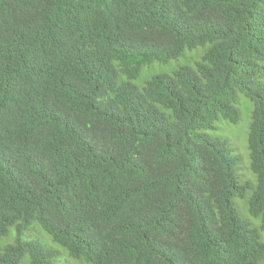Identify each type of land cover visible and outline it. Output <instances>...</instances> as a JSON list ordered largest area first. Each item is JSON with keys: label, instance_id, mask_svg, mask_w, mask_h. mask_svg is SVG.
<instances>
[{"label": "trees", "instance_id": "trees-1", "mask_svg": "<svg viewBox=\"0 0 264 264\" xmlns=\"http://www.w3.org/2000/svg\"><path fill=\"white\" fill-rule=\"evenodd\" d=\"M241 95L255 184L208 133ZM261 231L264 0H0V264H264Z\"/></svg>", "mask_w": 264, "mask_h": 264}, {"label": "rangeland", "instance_id": "rangeland-1", "mask_svg": "<svg viewBox=\"0 0 264 264\" xmlns=\"http://www.w3.org/2000/svg\"><path fill=\"white\" fill-rule=\"evenodd\" d=\"M200 52H188L189 59L181 58L179 61L180 65H192V58L198 57ZM176 63V61L172 62ZM176 64L172 66H155L149 70H146L142 76L135 81L138 86H142L144 81L149 79L155 73H168L172 74L173 68L176 67ZM241 120L238 123H230L227 121H220L217 124V129L209 131L208 133L220 140L227 142V149L230 151L231 155L238 159L239 173L242 176V179L245 181H250L252 184L256 183V178L254 174L250 171V157L248 149V133L251 124V117L253 112V104L249 99L240 96L239 106ZM252 190H248L246 199H237L235 201L237 209L240 216L243 219H248L254 226L258 227L260 225V220L253 218L247 211V199L249 198ZM261 237L264 240V231H261Z\"/></svg>", "mask_w": 264, "mask_h": 264}]
</instances>
